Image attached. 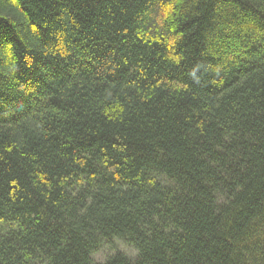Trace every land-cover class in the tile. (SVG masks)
I'll use <instances>...</instances> for the list:
<instances>
[{
  "label": "trees",
  "instance_id": "trees-1",
  "mask_svg": "<svg viewBox=\"0 0 264 264\" xmlns=\"http://www.w3.org/2000/svg\"><path fill=\"white\" fill-rule=\"evenodd\" d=\"M0 264H264V0H0Z\"/></svg>",
  "mask_w": 264,
  "mask_h": 264
},
{
  "label": "rangeland",
  "instance_id": "rangeland-1",
  "mask_svg": "<svg viewBox=\"0 0 264 264\" xmlns=\"http://www.w3.org/2000/svg\"><path fill=\"white\" fill-rule=\"evenodd\" d=\"M114 245L115 246H113V248H110L108 246H104L98 252L94 253L92 256L93 260L95 262H103L108 255L112 254L116 250L124 252L131 257H133L135 255V252L132 249H130L129 247H126L125 245H123L120 242H115Z\"/></svg>",
  "mask_w": 264,
  "mask_h": 264
},
{
  "label": "bare ground",
  "instance_id": "bare-ground-1",
  "mask_svg": "<svg viewBox=\"0 0 264 264\" xmlns=\"http://www.w3.org/2000/svg\"><path fill=\"white\" fill-rule=\"evenodd\" d=\"M115 242H120V241H119V240H114V242H113V246H115V245H114ZM120 243H121V242H120Z\"/></svg>",
  "mask_w": 264,
  "mask_h": 264
}]
</instances>
